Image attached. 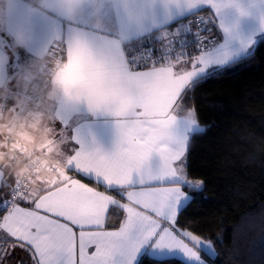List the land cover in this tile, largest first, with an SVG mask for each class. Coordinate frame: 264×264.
<instances>
[{
  "label": "snow or ice",
  "instance_id": "6c2138e0",
  "mask_svg": "<svg viewBox=\"0 0 264 264\" xmlns=\"http://www.w3.org/2000/svg\"><path fill=\"white\" fill-rule=\"evenodd\" d=\"M158 3L161 21L122 45L120 77L91 105L114 118L112 150L78 127L46 187L0 172V264H215L213 242L179 219L206 190L188 165L205 131L195 92L254 56L264 0ZM246 18L259 21L248 35Z\"/></svg>",
  "mask_w": 264,
  "mask_h": 264
},
{
  "label": "crops",
  "instance_id": "0c3cea01",
  "mask_svg": "<svg viewBox=\"0 0 264 264\" xmlns=\"http://www.w3.org/2000/svg\"><path fill=\"white\" fill-rule=\"evenodd\" d=\"M0 8V32L20 47L27 80L37 73L54 43H64L66 51L43 101L24 128L25 157L37 148L50 158L35 184L28 187L42 189L56 181L54 169L78 127L85 138L92 135L99 147L112 150L114 118L105 112L90 114L91 105L105 97L113 80L120 77L122 45L155 27L164 13L158 0H4ZM258 27L255 18H246L240 25L244 35ZM6 48L0 44V88L13 70L12 54ZM4 108L2 102L0 118L7 121Z\"/></svg>",
  "mask_w": 264,
  "mask_h": 264
},
{
  "label": "trees",
  "instance_id": "16d2710c",
  "mask_svg": "<svg viewBox=\"0 0 264 264\" xmlns=\"http://www.w3.org/2000/svg\"><path fill=\"white\" fill-rule=\"evenodd\" d=\"M13 48L24 65L20 47ZM23 73L0 88L8 122L11 108L29 88ZM195 97L205 131L192 141L188 165L206 190L182 212L180 222L213 242L216 264H264V39L249 61L209 78ZM7 145L0 134V166L5 178H17L23 161L14 163ZM116 226L118 218L110 216L109 227Z\"/></svg>",
  "mask_w": 264,
  "mask_h": 264
},
{
  "label": "built area",
  "instance_id": "2783aa9c",
  "mask_svg": "<svg viewBox=\"0 0 264 264\" xmlns=\"http://www.w3.org/2000/svg\"><path fill=\"white\" fill-rule=\"evenodd\" d=\"M3 3L4 0H0V5ZM65 54L64 43L56 42L52 45L37 73L30 75L28 78V91L24 95L21 106L17 108L11 124L8 126L13 131L3 133L8 143L7 150L10 159L14 163L23 161L16 179L27 187L38 177L40 171L49 163L50 158L45 151L37 148L34 149L32 156L25 157L28 144L24 138V128L30 116L43 101L52 83L54 73L63 63ZM0 102L4 103L3 100H0Z\"/></svg>",
  "mask_w": 264,
  "mask_h": 264
},
{
  "label": "water",
  "instance_id": "95a60500",
  "mask_svg": "<svg viewBox=\"0 0 264 264\" xmlns=\"http://www.w3.org/2000/svg\"><path fill=\"white\" fill-rule=\"evenodd\" d=\"M0 44L7 47L13 53V65H12L13 66V72L5 84V87H8V82L12 81L16 76H18L23 71L24 65L21 61L20 52H18L16 49L13 48L10 40L2 32H0ZM23 98H24V94H22L21 101L17 105H15L14 107L11 108L13 114H12V118H11L10 122L7 123L8 126L11 124L13 116H14L17 108L21 106V104L23 102Z\"/></svg>",
  "mask_w": 264,
  "mask_h": 264
},
{
  "label": "clouds",
  "instance_id": "9594fccd",
  "mask_svg": "<svg viewBox=\"0 0 264 264\" xmlns=\"http://www.w3.org/2000/svg\"><path fill=\"white\" fill-rule=\"evenodd\" d=\"M13 129H10L7 125V123L4 122V118H0V134L4 132H11ZM3 160V157L0 156V161ZM33 184H35V181H32Z\"/></svg>",
  "mask_w": 264,
  "mask_h": 264
},
{
  "label": "rangeland",
  "instance_id": "374dc122",
  "mask_svg": "<svg viewBox=\"0 0 264 264\" xmlns=\"http://www.w3.org/2000/svg\"><path fill=\"white\" fill-rule=\"evenodd\" d=\"M1 6V5H0ZM0 13H1V8H0ZM6 49H8V48H6ZM8 51H9V49H8ZM10 53V55L12 54L11 52H9ZM13 61V57H12V55H11V62ZM28 69V68H27ZM27 69H26V67H25V69H23L24 70V72L25 71H27ZM24 74V73H23ZM9 78V77H8ZM7 78V79H8ZM7 79H6V81H7ZM6 81L4 82V85L6 84ZM204 127V126H203ZM0 171L4 174V170H3V168L0 166Z\"/></svg>",
  "mask_w": 264,
  "mask_h": 264
}]
</instances>
